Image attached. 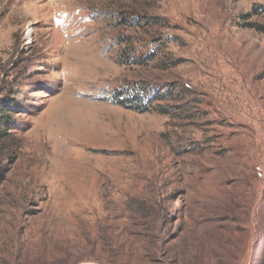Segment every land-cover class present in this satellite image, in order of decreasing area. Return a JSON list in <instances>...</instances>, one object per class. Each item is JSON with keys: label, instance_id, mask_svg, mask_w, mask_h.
I'll return each mask as SVG.
<instances>
[{"label": "rangeland", "instance_id": "1", "mask_svg": "<svg viewBox=\"0 0 264 264\" xmlns=\"http://www.w3.org/2000/svg\"><path fill=\"white\" fill-rule=\"evenodd\" d=\"M257 27L264 0H0V264H264Z\"/></svg>", "mask_w": 264, "mask_h": 264}, {"label": "trees", "instance_id": "2", "mask_svg": "<svg viewBox=\"0 0 264 264\" xmlns=\"http://www.w3.org/2000/svg\"><path fill=\"white\" fill-rule=\"evenodd\" d=\"M257 28L264 33V27ZM125 90L116 94L115 101L122 106L129 105L139 113L150 111L154 108V104L163 102L166 98V95L159 96L158 92L148 95L144 90H134L132 87H126ZM20 105L16 94L0 95V187L7 181L8 174L17 162L23 145L19 135V132H22L19 118L24 112ZM163 112L167 111L163 110Z\"/></svg>", "mask_w": 264, "mask_h": 264}]
</instances>
